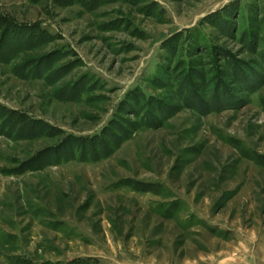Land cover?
Wrapping results in <instances>:
<instances>
[{"label": "rangeland", "instance_id": "1", "mask_svg": "<svg viewBox=\"0 0 264 264\" xmlns=\"http://www.w3.org/2000/svg\"><path fill=\"white\" fill-rule=\"evenodd\" d=\"M0 264H264V0H0Z\"/></svg>", "mask_w": 264, "mask_h": 264}, {"label": "trees", "instance_id": "2", "mask_svg": "<svg viewBox=\"0 0 264 264\" xmlns=\"http://www.w3.org/2000/svg\"><path fill=\"white\" fill-rule=\"evenodd\" d=\"M92 139H94V138H92Z\"/></svg>", "mask_w": 264, "mask_h": 264}]
</instances>
